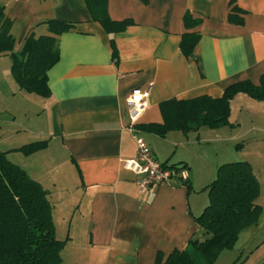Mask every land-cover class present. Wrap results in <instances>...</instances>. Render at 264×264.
Returning <instances> with one entry per match:
<instances>
[{
	"label": "crops",
	"instance_id": "1",
	"mask_svg": "<svg viewBox=\"0 0 264 264\" xmlns=\"http://www.w3.org/2000/svg\"><path fill=\"white\" fill-rule=\"evenodd\" d=\"M0 3L13 20L16 50L23 47L30 31L36 36L50 33L47 19L75 23L59 36L60 59L48 72L52 91L48 97L22 90L12 74L11 57L0 56V66L10 58L9 65L0 68V104H4L0 110L5 120L12 115L17 123L15 111H23V118L30 122L29 114L35 109L36 123L27 127L29 130L23 126L14 131L34 135L30 142L48 140L44 149L22 153L36 156L31 165L37 172L34 178L51 199L58 185L52 176L51 186H45L47 170L60 160L74 166L75 186L81 195L80 226L90 238L84 264H156L158 253L166 257L174 249H184L192 237H204L194 216L208 204L198 196L212 171L209 169L208 177L204 169L193 174L188 156L182 154L185 149L202 153L198 146L207 141L219 145L215 153H221L223 145L234 142L238 160L249 161L253 169L264 167V100L246 93L231 100V125L188 133L171 130L165 136L139 126L164 121L162 101L221 97L237 81L260 83L264 73V0H108L112 19L133 21L114 33L92 19L85 0ZM234 7L241 10L235 13L242 16V23L230 20ZM188 11L202 18L193 28L201 36L190 56L180 47L188 30L184 23ZM149 87L148 106L131 129L128 96ZM205 128H209L204 131L206 137ZM137 134L146 139L162 163L169 160V164L186 166L191 188L174 180L141 191L137 184L140 176L125 166L126 160L137 157ZM21 146L1 148L8 155L21 152ZM223 163L219 162L216 170ZM259 204L264 209V204ZM254 238L258 240L246 246ZM238 243L248 251L245 260L257 255L254 264H263L264 210L258 223L240 233ZM245 260L243 264H247Z\"/></svg>",
	"mask_w": 264,
	"mask_h": 264
},
{
	"label": "trees",
	"instance_id": "2",
	"mask_svg": "<svg viewBox=\"0 0 264 264\" xmlns=\"http://www.w3.org/2000/svg\"><path fill=\"white\" fill-rule=\"evenodd\" d=\"M85 2L92 19L99 21L110 33L123 31L133 23L131 19H112L108 0ZM5 9L0 3V56L11 57V71L22 90L50 96L48 72L60 59L59 36L74 28L75 23L47 19L45 23L50 33L36 36L30 31L23 47L16 50L13 20ZM237 10L239 8L234 7L229 18L242 23V16L235 13ZM201 22V17H194L189 11L184 16L188 30L182 35L180 47L186 56L193 53L200 40V32L193 28ZM113 46L116 56L115 44ZM240 92L264 100V73L259 84L251 80L237 81L229 85L221 97L201 95L162 101L160 107L164 121L139 126L165 136L171 130L188 133L202 127L216 129L231 125V100ZM47 145L48 140H38L18 150L30 155ZM168 162L166 160L164 165L178 166ZM184 184L191 188L188 179ZM205 189L209 202L199 215L194 216L204 230V237H192L184 249H174L166 257L158 253L156 264H213L223 250L235 246L245 228L258 223L264 210L257 202L261 185L249 161L220 164L215 178ZM66 242L67 238L60 239L56 235L53 203L48 190L0 148V264H62Z\"/></svg>",
	"mask_w": 264,
	"mask_h": 264
},
{
	"label": "rangeland",
	"instance_id": "3",
	"mask_svg": "<svg viewBox=\"0 0 264 264\" xmlns=\"http://www.w3.org/2000/svg\"><path fill=\"white\" fill-rule=\"evenodd\" d=\"M8 59L10 58H7V60H5L6 64L1 65L0 68H5L6 65H9L10 60ZM2 105L4 104H0V106ZM2 113L3 112L0 110V148L19 147L27 142H30L29 140L32 141L33 138H35L34 135H30L29 133L17 134L14 131L15 128H22L23 126H26L23 129L29 130L28 128L32 127L31 125H33V123H36L35 109H31V113H28L31 116L30 122H28L27 119L23 118V111H15V115H17L18 120L17 123L13 121L12 115H9L7 120H5L3 117L5 114ZM23 122L25 124H28L29 126L22 125ZM30 129L31 131H33L32 128ZM206 130H209V128H205V130H203V135L205 137L207 136L204 133V131ZM216 148H219V145L203 141L200 143V146H198V149L202 151V153L190 152L194 148H189L188 150L185 149V153H182L188 156L189 162L191 164V171L193 169V174L199 173L201 169H204V171H207H205L206 174H203L208 177L210 175L209 169H211L212 171V175L210 177L211 179H209L210 181H203L206 183H202L204 185H201L199 189L200 191L198 197H201V199H205V202H209L208 190L205 189V184H207V182H211V180L215 178L216 173L213 172L216 170L215 166H217L219 162L223 163L229 161H238L237 158L240 157L237 154L238 148L236 147V144L234 142L223 145V147L220 148L222 150L221 153H215ZM35 157L36 156L26 157L22 152L19 151H12V153L8 154V158L11 161L21 165L26 170L28 169L32 177H34V174L37 173L33 171V168L31 166L34 164ZM60 161L61 162L57 163L55 167L49 168L43 178L46 187L51 186L49 180H51L52 176L56 177L57 180L58 186L55 190L54 198L51 199V201L53 203V216L56 225V235L60 239L67 238L65 248L62 251V264H84L85 262H87L88 258V248L90 247V244L88 242H90V238L87 234V231H84L83 227L80 226L79 219L81 217L79 214L78 203L80 201L81 195L79 194L80 192L77 191L75 186V183L77 182V176L74 170V166L71 164V162L69 164L68 162L66 163L63 160ZM254 172L257 174L261 185V192L259 198L257 199V202L264 204V167L256 165V167L254 168ZM72 176L76 177L72 178ZM66 188H69L74 192L66 190ZM71 235L72 237H70ZM255 240L258 239H252L246 246L254 244L253 242H255ZM239 243H236L235 246L231 249L223 250L218 259L213 264H243L245 257L248 255V251L247 249L243 248L244 245L242 246V244ZM256 256L257 255L252 257L249 261L245 260L247 261L246 263H257Z\"/></svg>",
	"mask_w": 264,
	"mask_h": 264
},
{
	"label": "built area",
	"instance_id": "4",
	"mask_svg": "<svg viewBox=\"0 0 264 264\" xmlns=\"http://www.w3.org/2000/svg\"><path fill=\"white\" fill-rule=\"evenodd\" d=\"M150 87L144 91L135 90L128 96L130 106L131 129L138 123L142 113L148 106ZM134 131H137L134 130ZM137 143V157L126 160L125 166L134 170L140 177L137 184L141 191L149 190L162 183L179 180L184 182L188 178V168L184 165L171 167L159 161L146 141L141 135H135Z\"/></svg>",
	"mask_w": 264,
	"mask_h": 264
}]
</instances>
